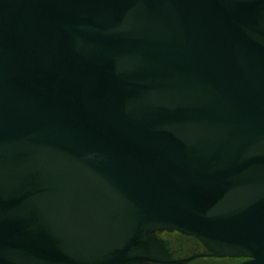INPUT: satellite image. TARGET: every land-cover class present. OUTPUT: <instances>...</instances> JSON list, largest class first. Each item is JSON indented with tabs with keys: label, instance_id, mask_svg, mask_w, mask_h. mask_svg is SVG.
<instances>
[{
	"label": "water",
	"instance_id": "95a60500",
	"mask_svg": "<svg viewBox=\"0 0 264 264\" xmlns=\"http://www.w3.org/2000/svg\"><path fill=\"white\" fill-rule=\"evenodd\" d=\"M264 264V0H0V264Z\"/></svg>",
	"mask_w": 264,
	"mask_h": 264
},
{
	"label": "flooded vegetation",
	"instance_id": "af4514ba",
	"mask_svg": "<svg viewBox=\"0 0 264 264\" xmlns=\"http://www.w3.org/2000/svg\"><path fill=\"white\" fill-rule=\"evenodd\" d=\"M152 235L162 242V248L170 258L179 259L195 254H206L196 257L185 264H239L246 257H214L196 238L185 235L177 230H156ZM154 264V263H147Z\"/></svg>",
	"mask_w": 264,
	"mask_h": 264
}]
</instances>
